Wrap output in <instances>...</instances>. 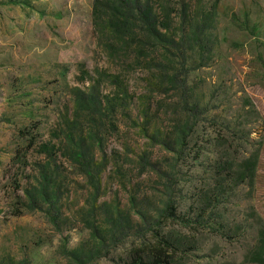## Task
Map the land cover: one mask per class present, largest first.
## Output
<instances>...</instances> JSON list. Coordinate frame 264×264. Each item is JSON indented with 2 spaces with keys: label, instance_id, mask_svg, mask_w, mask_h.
Instances as JSON below:
<instances>
[{
  "label": "rangeland",
  "instance_id": "obj_1",
  "mask_svg": "<svg viewBox=\"0 0 264 264\" xmlns=\"http://www.w3.org/2000/svg\"><path fill=\"white\" fill-rule=\"evenodd\" d=\"M138 2L177 46L131 63L95 0H0V264H264V0Z\"/></svg>",
  "mask_w": 264,
  "mask_h": 264
},
{
  "label": "trees",
  "instance_id": "obj_2",
  "mask_svg": "<svg viewBox=\"0 0 264 264\" xmlns=\"http://www.w3.org/2000/svg\"><path fill=\"white\" fill-rule=\"evenodd\" d=\"M145 5L140 8L138 0H95L94 26L101 31L99 41L111 57H116V53L128 54L124 61L134 63L136 60L141 61L140 58L134 56L135 60H130L129 54L143 51L145 42L155 43L168 51H173L177 46L176 39L166 34L170 29L168 26L171 20L170 14L167 15V23H165L164 20L161 21L160 14L154 12L150 2H146ZM137 23H141L145 28V37H139L136 33ZM138 37L142 39V43L136 41ZM198 37V35L194 36L196 39ZM83 158V153L76 152V159L82 160ZM247 164L250 165V162H246ZM251 170L249 167L245 169V172ZM164 213L167 218L175 217L174 209L169 204ZM142 218L144 219V216ZM156 237V242H148L132 250L134 264H178L174 257L177 250L175 242L168 237L160 238L159 235Z\"/></svg>",
  "mask_w": 264,
  "mask_h": 264
}]
</instances>
